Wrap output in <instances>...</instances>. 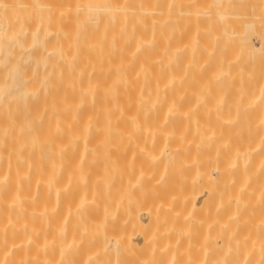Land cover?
<instances>
[{"label": "bare ground", "instance_id": "obj_1", "mask_svg": "<svg viewBox=\"0 0 264 264\" xmlns=\"http://www.w3.org/2000/svg\"><path fill=\"white\" fill-rule=\"evenodd\" d=\"M0 264H264V0H0Z\"/></svg>", "mask_w": 264, "mask_h": 264}]
</instances>
